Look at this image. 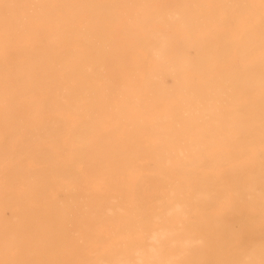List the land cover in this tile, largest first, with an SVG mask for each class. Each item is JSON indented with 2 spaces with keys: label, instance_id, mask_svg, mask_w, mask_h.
<instances>
[{
  "label": "rangeland",
  "instance_id": "obj_1",
  "mask_svg": "<svg viewBox=\"0 0 264 264\" xmlns=\"http://www.w3.org/2000/svg\"><path fill=\"white\" fill-rule=\"evenodd\" d=\"M246 1L0 0V264H264Z\"/></svg>",
  "mask_w": 264,
  "mask_h": 264
},
{
  "label": "bare ground",
  "instance_id": "obj_2",
  "mask_svg": "<svg viewBox=\"0 0 264 264\" xmlns=\"http://www.w3.org/2000/svg\"><path fill=\"white\" fill-rule=\"evenodd\" d=\"M179 1V0H178ZM184 1V0H183ZM170 2V1H169ZM239 2H241L240 3V5H241V7H245V8H247V7H251L250 6V4L246 1V0H239ZM176 3V2H175ZM132 7V6H131ZM137 9V8H136ZM244 20V19H243ZM208 28V27H207ZM50 31V30H49ZM63 36V35H62ZM55 41V40H54ZM84 72V71H83ZM22 78V77H21ZM259 79H261V78H259ZM21 80H19V82H20ZM22 82H24V81H22ZM21 82V83H22ZM25 83V82H24ZM23 83V84H24ZM22 84V86H24V88H25V85H23ZM159 84H161V82L159 83ZM35 85V84H34ZM23 87H21V89H22ZM24 88L21 90V91H24ZM7 89V88H6ZM18 89H20V87H18ZM23 94V93H22ZM43 102V101H42ZM116 111V110H115ZM207 112H208V114H210V115H212V116H214L215 114H214V112H213V110L212 109H210V108H208L207 109ZM57 123V125L58 126H61V122H59V121H57L56 122ZM157 131V130H156ZM155 132V131H154ZM152 176H155L153 173L151 174ZM151 176V177H152ZM67 187H68V185H66ZM65 189V188H64ZM135 199V198H134ZM85 203H87L89 206H90V210L88 211V212H82L81 214H80V217H81V220L83 221V223H86L88 220L91 222V224H95L96 226H101V225H103L102 224V222L104 221V218H106L107 217V215H109V214H112L113 216L115 215V216H117L118 218H120V213L118 212V211H116V212H113V213H109L108 214V212L106 211V204H108L107 203V199L105 198V197H97V198H89V200L88 201H86ZM130 204V203H129ZM181 208V207H180ZM180 208L179 207H174L173 205H171L170 207H169V210L168 211H170V209H175V210H180ZM94 210H96L95 212H94ZM119 215V216H118ZM86 221V222H85ZM138 245V244H137ZM138 246H140V245H138ZM137 251H139V249H137ZM140 254H142V250L140 249ZM141 261V260H140ZM166 262V264H171L170 263V261H165ZM126 264V263H125ZM143 264H145V263H143Z\"/></svg>",
  "mask_w": 264,
  "mask_h": 264
}]
</instances>
